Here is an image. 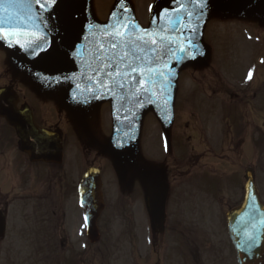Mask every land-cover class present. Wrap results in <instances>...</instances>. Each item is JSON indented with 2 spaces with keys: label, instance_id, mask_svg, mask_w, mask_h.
<instances>
[{
  "label": "flooded vegetation",
  "instance_id": "obj_1",
  "mask_svg": "<svg viewBox=\"0 0 264 264\" xmlns=\"http://www.w3.org/2000/svg\"><path fill=\"white\" fill-rule=\"evenodd\" d=\"M25 65L29 66L31 74L29 64H9V68L0 64L5 73L1 74L0 70V89L12 87L19 97V112L28 106L40 129L61 134L63 157L53 162L38 159L41 144L39 148L37 145L30 148L32 156L24 152L16 131L0 117V223L4 218L0 245H57V264H74L75 256L84 264H94L96 245H91L87 238L78 188L86 169L96 163L97 153L105 159L100 148L110 147L97 143L88 131L77 126L70 112L73 108L67 110L75 97V79L67 78L68 83L61 81L50 87L38 77L27 73L21 76L20 68ZM217 85L216 95H224L221 84ZM36 86L44 94H39ZM249 91L246 93L242 89L229 95L233 106L230 115H225L222 109H212V113L201 118L191 114L192 119L186 123L184 131L176 133L172 127L170 149L164 147V157L157 154L148 158L140 143L136 161L125 165L137 169L133 191L139 203L137 254L142 264L236 263L227 233L226 213L241 203L244 187H240L238 176H232L237 188L231 190L233 198L226 201L224 192L229 190L224 189L222 168L230 156L238 155L239 147L255 144V104L254 97L249 98ZM60 92H64V101L57 98ZM54 96L58 101L55 109ZM223 104L222 101L220 107ZM100 106L110 108L108 104L100 103ZM167 130L163 131V137ZM188 132L193 134L187 135ZM196 133L200 142L192 150ZM140 136L139 131L141 139ZM175 149L180 150L177 156ZM251 155L254 156V152ZM80 161L84 162V172ZM145 172L159 173L164 179L146 183ZM152 184L156 185L155 191L149 189ZM150 192L153 193L151 203ZM104 202L105 210L98 221L100 239L97 245H123L127 242L124 226L117 223L114 228L102 227V217L107 210L105 196ZM111 228L113 231L109 230ZM119 230L124 235H117ZM80 244L82 249L75 250L74 245ZM2 254L0 252V258Z\"/></svg>",
  "mask_w": 264,
  "mask_h": 264
},
{
  "label": "rangeland",
  "instance_id": "obj_2",
  "mask_svg": "<svg viewBox=\"0 0 264 264\" xmlns=\"http://www.w3.org/2000/svg\"><path fill=\"white\" fill-rule=\"evenodd\" d=\"M118 1L86 0L85 13L90 16L94 24L98 26L106 24L116 9ZM155 1H124L125 4L133 8V13L142 30H147L149 27V13ZM34 2L35 0H31V4H34ZM41 16L45 18L46 12H42ZM259 19H262L261 23L258 22ZM47 23L51 26L54 25L51 20H48ZM197 29L196 40L199 46L197 52L203 54L199 60L194 55L197 69L184 67L181 64L182 59L179 61L176 59L174 62L172 81L174 86L176 85V91L173 96L172 126L167 137L172 136L173 129L176 133L184 131V126L192 119L191 114L195 113L201 118V116L212 113V109H222L225 115L232 114L233 111L230 112V109L225 111L224 105L220 107L219 104L222 101L229 103V95L238 93L242 89L247 93L249 88L251 94L249 98L254 97L255 104V144L248 147H239L237 149L238 155L230 156L229 162L225 161L223 163L224 189L229 190L228 192L225 191L224 194L226 201L233 198L234 193H231V190H235L237 184L232 176L239 177L240 187L242 188L246 168L251 167L255 173L257 186L264 198V9L260 15H241L228 8L213 11L212 7L207 4ZM47 30L52 36V30L48 27ZM12 50L18 56L17 45L14 40L11 41L10 46L7 40L0 38V64H7L9 68L8 64L13 61ZM16 55L14 56L17 57ZM17 64L27 63L19 60ZM25 67L30 69L28 65H25L23 69ZM0 70L1 74L4 75V70ZM201 70L202 72H200ZM22 74L23 71L21 70L20 75ZM249 74H251L250 79ZM217 84H221L220 87H222L224 95H216L218 93L215 88L218 86ZM36 89L37 91L41 90L38 86H36ZM38 93L44 94L40 91ZM63 93L60 92L57 98L64 101L65 95ZM144 94L142 93L139 96L141 139L138 136V144L141 143L143 152L148 158H154L157 154L164 157L162 124L152 114V107L149 105L148 100H145L146 97H143ZM55 97H53L54 109L58 108V101ZM106 98L108 97L106 96ZM100 103L99 100L94 98L80 99L74 97L71 99L67 110L73 108L70 112L77 126L84 131H88L97 143L104 144L111 140L113 127L110 108L101 107ZM191 134L193 133L188 132L187 135ZM195 135L192 150L200 142L198 133ZM180 150L183 151V148ZM180 150L175 149L176 156ZM196 150L199 152L200 148ZM224 151L226 154V147H224ZM253 152L254 156L251 155ZM136 155L135 152L132 155V160L136 158ZM97 157L95 159L96 163L91 166L98 168L103 173V188L107 203V210L102 218V227L114 228L117 223H120L124 226V230L126 229L127 242L123 245L113 243L109 246L106 244L96 246L94 249L95 257L98 259H96V264H136L138 261L139 264H142L137 254L139 253V203L135 191L132 192V198L128 196L131 194L121 196L123 193L120 194L121 190L116 182V175L119 173L118 167L109 164V160L107 164V161L101 159L102 157H99L98 153ZM80 166L81 171L84 172L83 167L85 165L83 161H80ZM120 173L122 177L127 178L123 176L122 171ZM130 173L136 174V170H131ZM124 183L125 185L128 184L127 179L124 180ZM121 184L123 183L121 182ZM122 186L125 190H128L127 186ZM240 193H242L241 190ZM113 228L109 230L113 231ZM109 230L107 229V231ZM118 233L117 235H124L120 230ZM82 247V244L74 245L75 250L82 249ZM0 252L3 253L0 264H57L56 258L59 256L57 254L59 246L2 244L0 245ZM66 254L68 253L63 255ZM64 258L66 260L68 257L65 256ZM74 258L77 264H84L80 262L81 259L78 256ZM85 264H88V262Z\"/></svg>",
  "mask_w": 264,
  "mask_h": 264
},
{
  "label": "water",
  "instance_id": "obj_3",
  "mask_svg": "<svg viewBox=\"0 0 264 264\" xmlns=\"http://www.w3.org/2000/svg\"><path fill=\"white\" fill-rule=\"evenodd\" d=\"M198 2L199 0H159L154 8L151 29L148 33L154 34L153 38L157 40H159V35H169L181 47H187L188 43L196 46L197 31H185L181 35L180 29L198 28L201 17L197 18L194 15L191 19H188L186 16L187 11L199 12L196 7ZM207 2L217 10L228 8L241 15H260L264 9V0H207ZM85 3L86 0H73L71 4L68 3V0H57V3L51 9L57 22L58 32L55 37H49L37 20L30 19L32 16L30 0H0V19L3 21L0 27L6 30L15 29L18 32H23L22 35H18L21 38V45H24V47H20L18 52L20 59H30L43 77L51 78L53 75L75 77L78 80L79 91L81 92L88 91L91 87H98L97 84L92 83L96 76L95 70L100 67L96 55L100 51L99 45L103 44L105 48L108 47L106 30H99L85 24L83 19ZM181 5L183 7H180ZM121 13L129 19L130 23L135 24L127 12L121 10L116 14L120 15ZM70 18L75 20V25L71 30L69 29ZM110 23H115L113 18ZM174 24L177 31L170 33L159 31L162 28L170 29ZM33 31L36 32L35 37L31 36ZM44 35L47 36L49 45L57 47L62 52H70L72 55L61 56L53 64L50 60L36 57L30 51L25 50L30 43L39 41ZM186 36L190 37L189 41H185ZM72 44L75 45V48L69 47ZM173 47L175 55H164L162 62L166 63L171 71L168 79L170 87H165L161 91L160 84L154 86L145 81L141 85L139 84L140 77L137 76L131 87L115 89L114 112L118 125L115 133L114 152L119 158L128 154L132 148L135 133L133 108L136 99L144 93L141 91L139 95H135L137 89L147 87L154 91V96L145 93L143 97L151 101L159 116L166 123L171 121V76L174 62L177 56H183L182 60L193 58V56L181 53L179 48L175 47V44ZM116 51H119V49ZM109 52H111L110 49ZM195 53L196 50L193 55ZM196 56L200 59L202 54L197 53ZM105 71H114V69H105ZM103 78L101 73V79ZM161 83L164 82L161 81ZM165 99L167 100L166 104ZM17 101L18 98L11 88L0 90V115L6 118L7 122L16 129L22 141L23 149L28 151L29 144L38 140L44 146L45 152L42 155L44 160L53 161L61 158V137L50 132L40 131L35 126L32 118H29L30 114L23 113L22 116L25 117V120H18L21 114L16 113ZM246 177L243 202L227 214L229 238L237 253L238 264H264V203L260 199L251 169L247 171ZM156 178L160 179L162 176L152 172L143 174L146 183L152 182ZM153 189L151 187V190ZM79 196L80 204L85 211V218L87 217L86 225L89 240L95 243L99 238L97 222L104 210L101 178L98 170L91 168L85 173L79 186ZM249 237H255V246L250 247Z\"/></svg>",
  "mask_w": 264,
  "mask_h": 264
},
{
  "label": "snow or ice",
  "instance_id": "obj_4",
  "mask_svg": "<svg viewBox=\"0 0 264 264\" xmlns=\"http://www.w3.org/2000/svg\"><path fill=\"white\" fill-rule=\"evenodd\" d=\"M73 0H68L71 4ZM41 12H49L50 8L57 3V0H35ZM180 7H183L182 5ZM196 7L199 9L198 13L191 11L186 12L188 19H191L194 15L197 18L202 17L204 10L207 8V0H199ZM127 11L126 9L124 10ZM30 19L33 21L39 19L43 23V17L39 15L31 16ZM113 20L115 23H110L103 26L108 36V47L105 48L103 44L99 45L100 51L96 55V59L100 63V67L97 68L96 76L93 82L100 88L104 89L105 94L115 95V89H125L132 86V82L136 81L137 76L140 77L139 84L143 85L145 81L150 82L152 85L160 84V90L163 91L165 87H170L168 83L171 71L168 65L163 62L164 55H175V47L179 48L181 53H185L189 56H193L196 50V46L188 43L187 47H181L179 43L173 41L169 35H159V40L153 38L152 33H148L147 30H140L137 25L130 23L129 19L121 13L117 15L113 13ZM3 21L0 19V24ZM75 25V20H69V29L71 30ZM94 27V26H93ZM160 32H173L177 31L176 25L174 24L170 29H160ZM187 32H195L197 28H181L180 34ZM23 32H18L15 29L6 30L0 27V38L5 39L11 46V41L17 35H22ZM32 37L36 36V32L31 33ZM185 41H189L190 37H185ZM19 44L20 41L16 40ZM24 47V45H21ZM70 48H75V45H69ZM109 49L111 52H109ZM119 49V51H116ZM30 51L36 57L50 60L55 64L61 56L72 55L70 52H62L57 47L51 46L48 43L47 36L44 35L39 41L30 43L25 49ZM78 51V50H77ZM75 58V57H74ZM183 56H177L176 59L179 61ZM105 61H108L107 63ZM162 64V67H161ZM105 69H114V71H105ZM167 70V71H165ZM101 73L103 79H101ZM251 74H249V79ZM67 79V77H65ZM44 80L51 87L57 83H60V78L53 75L50 79L44 77ZM109 81L112 83L110 84ZM163 81L164 83H161ZM151 95H155V92L151 89L144 87L137 89L135 95H139L140 92ZM167 100L165 99V104ZM143 106V105H141ZM87 219V217L85 218ZM251 241L250 247L255 246V237H249Z\"/></svg>",
  "mask_w": 264,
  "mask_h": 264
}]
</instances>
